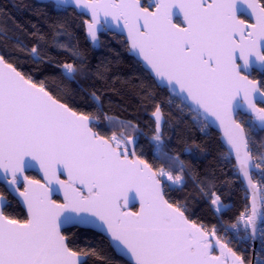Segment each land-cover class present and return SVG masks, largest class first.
Here are the masks:
<instances>
[{
  "label": "snow or ice",
  "instance_id": "snow-or-ice-1",
  "mask_svg": "<svg viewBox=\"0 0 264 264\" xmlns=\"http://www.w3.org/2000/svg\"><path fill=\"white\" fill-rule=\"evenodd\" d=\"M63 2L60 0L58 6ZM75 4L90 13L87 32L92 40L96 39L101 15L117 24L123 20L131 49L155 76L173 89L178 86L199 109L220 121L240 171L253 190L250 214L242 213L237 224L242 223L244 230L251 229L254 235L259 218L264 235V212L257 211L258 189L249 174V140L232 115L237 103L246 105L255 114L251 125L264 130V107L257 106L264 103V91L259 81L243 74L253 70L257 62L264 67V2L153 0L154 11L143 7L141 0H75ZM240 5L255 16V23L237 16ZM177 8L175 14H183L186 27L173 22V9ZM31 51L37 50L34 47ZM238 59L243 63H237ZM62 68L68 79L80 71L73 63ZM92 95L99 101L95 93ZM152 116L157 158L174 161L183 172L184 162L164 150L161 125L166 127L168 121L159 105ZM90 123L89 115L62 103L43 82H34L0 55V169L14 191L19 192L26 182L19 194L29 213V219L21 222L0 208V264H87V253L73 250L60 230L62 224L72 221L89 223L84 214L102 221L112 240L131 254L135 264H246L244 257L219 238L212 239L215 228L206 231L185 215L184 206L165 198L160 178L181 185L184 178L164 167L154 169L135 154L136 137L125 135L124 129L136 132V125L121 122L119 134L112 131L105 136L93 131ZM31 161L39 163L46 184L23 175L26 167L33 166ZM63 171L68 174L67 181L60 179ZM260 175L264 177V172ZM53 182L63 189L64 203L51 198L52 192L59 190L51 187ZM77 184L87 189V195ZM131 192L135 193L132 199L139 197V212L122 210ZM205 194L213 197L211 203L219 210L220 197L211 191ZM214 249L220 254L213 255Z\"/></svg>",
  "mask_w": 264,
  "mask_h": 264
},
{
  "label": "trees",
  "instance_id": "trees-1",
  "mask_svg": "<svg viewBox=\"0 0 264 264\" xmlns=\"http://www.w3.org/2000/svg\"><path fill=\"white\" fill-rule=\"evenodd\" d=\"M141 1L147 6V0ZM86 23L84 15L52 2L0 0V55L34 82H43L62 103L94 118L96 123L92 128L101 135L109 136L112 131L119 134L121 122L131 121L136 125V132L124 129L125 135L131 133L136 137V155L152 164L154 169L164 167L174 176L184 178L182 185H170L160 178L166 199L184 206L185 215L198 226L209 232L215 228L216 236L222 237L225 227L236 224L242 212L249 209V197L220 135L156 84L129 54L123 37L104 32L93 41L87 34ZM34 47L36 53L31 51ZM74 52L79 54L73 55ZM65 63L79 66V74L74 79L65 78L62 68ZM254 79L261 78L254 76ZM261 89L264 91V79H261ZM157 105L168 121L166 127L163 124L161 133L164 150L184 162L183 172L174 161L157 158L156 142L152 140L155 121L151 117ZM245 118L248 117L239 116V121L246 131L253 159L264 172V160L261 159L264 130L254 126L253 130H248L244 125ZM27 176L38 179L34 173ZM209 191L220 197L225 209L217 211L214 208L213 197L205 194ZM0 196L9 201L4 209L6 215L21 222L27 220L25 210L2 184ZM63 234L68 237L73 250L87 253V264H108L109 261L130 264L117 256L101 234L77 227L67 229ZM228 246L244 257L246 264L251 263L253 248L249 242L232 240ZM262 260L264 241L259 243L255 255L256 264H262Z\"/></svg>",
  "mask_w": 264,
  "mask_h": 264
},
{
  "label": "water",
  "instance_id": "water-1",
  "mask_svg": "<svg viewBox=\"0 0 264 264\" xmlns=\"http://www.w3.org/2000/svg\"><path fill=\"white\" fill-rule=\"evenodd\" d=\"M41 1H47V2H52L56 5H60V0H41ZM117 3H119V0H116ZM207 3H210L211 0H206ZM260 2V1H259ZM153 3V0H149V7H151V4ZM141 5L144 7V3L143 1H141ZM61 8H71L74 9L78 14H82L87 18V23L91 22L90 20V13L86 12V10L81 9L79 6H77L75 4V0H64L63 2V6H59ZM240 9L241 11L237 12V16L240 18L241 16L245 17L249 22V24L255 23V16L252 15L250 13V10L246 8L245 5H240ZM150 11H154V8H149ZM179 12V9H173V22L177 23V20H180V25L182 27H186V22L183 19V14L181 13L179 16L176 15L175 13ZM241 19V18H240ZM87 23H86V27H87ZM178 24V23H177ZM112 33V34H116L119 35L121 37H123L125 39V42L128 45L129 48V54L134 57L140 64L141 66L144 68L145 71H147L151 78H153V80L156 82V84L161 88V89H166L168 91V93L170 94V96H172L173 98L178 99L184 106H186L190 112L199 115V117L205 122L207 123L213 130H215L219 135H220V139L222 144L224 145L227 153L232 157V159L234 160L235 163V167L237 170V173L239 174V178L243 184V187L249 197V210L251 208V204H252V195H253V190L252 188L249 186L247 179L242 175L240 168H239V162L236 158L235 155V150L231 147V145L228 143L227 141V137L225 135V129L224 127L220 124V121L217 120L215 117L211 116V115H207L203 112L202 109H199L198 106H196L189 98H187L186 93H181L178 90V86H176L175 89H173V87L171 85H169L167 83L166 80H161L160 78L156 77L154 72L151 71L150 67L147 65V63L143 60V58L141 56H139L137 54V52L133 49H131V43H130V38L128 36V30L127 28L124 27V22L123 20H121L119 22V24H117L116 21L112 20L111 17L105 18L103 15H101L100 17V23L97 25V32H96V39L93 41H96L98 36L102 33ZM88 34V32H87ZM88 36L90 37V35L88 34ZM91 39V37H90ZM92 40V39H91ZM237 63L242 64L243 61L242 60H237ZM253 70H257L259 72L264 71V67H261L259 62H257V64L254 66ZM252 70H248L245 71L243 74L247 75L249 78V75L251 74ZM250 79V78H249ZM251 80V79H250ZM259 87L261 88V84L259 85ZM262 91V89H261ZM237 102H239V98H237ZM259 105H263L264 103H258V107H260ZM161 109V108H160ZM233 118L236 120L237 123H239L241 125V127H243V125L238 121V117L240 115L242 116H246V117H250L252 120H255V114L252 113L250 110L247 109V106H239L237 103V106H234L233 108V112H232ZM152 119L154 120L153 116L151 115ZM91 123L90 126L92 127L93 124L96 123V120L94 118H90ZM258 123V121H257ZM162 127H163V123L161 125V133H162ZM244 128V127H243ZM257 129L261 130L259 127H257ZM245 130V129H244ZM93 131H95L93 129ZM245 137L247 138V134L245 131ZM131 147V146H130ZM135 154H136V141H135ZM248 149L250 151L249 148V143H248ZM130 158H132V156L130 155ZM26 160H31V158H26ZM32 163V167H26L25 171L23 173V175L27 176L30 173H34L38 176V179H33V180H38L40 181V184H46V179L44 177V172L43 170L40 168L39 163L36 161H31ZM253 165H256L252 156V160L250 161V167H249V174L252 176L253 179V174L257 173L260 171V167H253ZM9 179H10V175H9ZM32 179V178H30ZM60 179L67 181L68 180V174L66 171H63L60 174ZM254 183H256L253 180ZM0 184H2L6 190L8 191V193L20 204V206L25 210L26 215H27V219H29V213L27 210V205L24 202V198L19 194V192H23L24 189L27 187L26 182L23 183V186L19 188V192L14 191L13 190V186L10 184H6L4 179H3V170L0 169ZM257 185V191L255 192L256 195V201H257V211L259 212H263L262 210V205H261V196H262V191L260 186L256 183ZM51 187L53 189H59L58 191H53L51 194V198L53 200H55L54 198H58L59 201H57V203H64V191L62 188H60L59 185L55 184L53 182V184L51 185ZM77 187L81 188V190L84 192V195H87V189L84 188L82 185L77 184ZM161 187L164 188L165 190V186L164 183L161 181ZM135 195L134 192H131L128 194V203L126 206L122 207L123 211H132V212H139L140 210V201H139V197L136 196L135 199H132V197ZM0 208H3V210L6 208V206L8 205L9 201L5 196H0ZM166 198V197H165ZM137 208L136 211H134L133 209ZM65 215H73V216H79L81 214H77V213H65ZM87 215L89 217V223H80L78 221H72V222H68L65 224L61 225V233L63 234V232L67 229L73 228V227H77V228H81V229H85V230H92L98 234H101L102 236H104L110 243L112 249L114 250V252L117 254V256L121 257L122 259H124L125 261H127L130 264H135L134 258L131 256L130 253H127L126 250H122L123 246H119L118 247V242L112 240L111 234L107 231V226L100 221L97 217L92 216L91 214H84ZM256 224H257V231L256 233L253 235L251 234V229H250V238H251V244H252V248H253V256H252V261L250 264H256L255 261V254H256V250L258 248L259 245V235H258V228L261 225V221L259 218H257L256 220ZM217 237H212L213 240H215ZM222 242V241H221ZM223 243V242H222ZM219 250L218 249H214L213 251V255H219Z\"/></svg>",
  "mask_w": 264,
  "mask_h": 264
},
{
  "label": "built area",
  "instance_id": "built-area-1",
  "mask_svg": "<svg viewBox=\"0 0 264 264\" xmlns=\"http://www.w3.org/2000/svg\"><path fill=\"white\" fill-rule=\"evenodd\" d=\"M260 173H262L261 168H260L259 172L255 173V174H258V176L255 177V174H253V179L262 185L261 205H262V210L264 212V191H263L264 177H262L260 175ZM242 213H244L245 215H248V214H250V210L247 209ZM258 235H259V243L263 242L264 241V235L261 234V225L258 228ZM221 238H223L222 242L227 244V245L229 244L230 241L234 240V241H237L240 243H248L249 242L250 247H252L251 238H250V229L245 231L242 223L237 224L236 228H233L232 226L225 227ZM224 240H227L228 243L225 242Z\"/></svg>",
  "mask_w": 264,
  "mask_h": 264
},
{
  "label": "rangeland",
  "instance_id": "rangeland-1",
  "mask_svg": "<svg viewBox=\"0 0 264 264\" xmlns=\"http://www.w3.org/2000/svg\"><path fill=\"white\" fill-rule=\"evenodd\" d=\"M240 119H241V118H240ZM238 121H239V117H238ZM242 121H243V119H242ZM251 121H252V119H251L250 117L244 119V125L247 127L248 130H253V129H254V127L251 125ZM239 122H240V121H239ZM254 162H255V164L257 163L255 160H254ZM161 178L163 179V181L169 183L170 185H181V184H173L171 181H167L166 178H163V177H161ZM253 180H254V179H253ZM254 181H255V180H254ZM255 182H256V181H255ZM256 183H257V184L260 186V188L262 189V185H261L259 182H256ZM214 208H215L217 211H221V210L225 209L226 206L223 205V204L221 203V201H219V210H218V205H214ZM216 237L219 238L221 241H222V239H223V238L218 237V236H216ZM228 247H229V246H228ZM255 255H256V254H255Z\"/></svg>",
  "mask_w": 264,
  "mask_h": 264
},
{
  "label": "flooded vegetation",
  "instance_id": "flooded-vegetation-1",
  "mask_svg": "<svg viewBox=\"0 0 264 264\" xmlns=\"http://www.w3.org/2000/svg\"><path fill=\"white\" fill-rule=\"evenodd\" d=\"M147 6H145L144 5V7H148V8H151V7H149V0H147ZM241 19H243V20H245L246 22H249L250 23V21H248L245 17H243V16H241L240 17ZM180 21V20H179ZM180 24V23H179ZM254 76H257V77H259V78H261V79H264V71H262V72H259V71H257V70H252V72H251V74L249 75V78L251 79V80H255V81H259L260 82V84H261V79L260 80H256V79H254ZM263 91V90H262ZM260 107H264L263 105H259ZM240 116H242V115H240ZM244 117V116H243ZM137 209V208H136ZM136 209L134 210V211H136Z\"/></svg>",
  "mask_w": 264,
  "mask_h": 264
}]
</instances>
